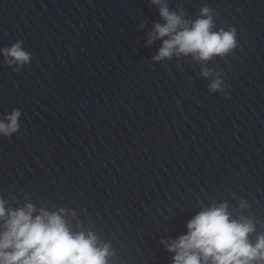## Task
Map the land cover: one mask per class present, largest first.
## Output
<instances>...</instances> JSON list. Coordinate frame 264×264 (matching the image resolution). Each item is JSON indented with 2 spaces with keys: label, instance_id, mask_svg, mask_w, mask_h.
I'll use <instances>...</instances> for the list:
<instances>
[{
  "label": "water",
  "instance_id": "95a60500",
  "mask_svg": "<svg viewBox=\"0 0 264 264\" xmlns=\"http://www.w3.org/2000/svg\"><path fill=\"white\" fill-rule=\"evenodd\" d=\"M161 3L189 21L208 7L237 47L155 60L153 0H0V50L30 53L18 70L0 53V117L21 112L0 136V200L63 209L108 264H173L162 241L221 203L264 233V0Z\"/></svg>",
  "mask_w": 264,
  "mask_h": 264
},
{
  "label": "clouds",
  "instance_id": "9594fccd",
  "mask_svg": "<svg viewBox=\"0 0 264 264\" xmlns=\"http://www.w3.org/2000/svg\"><path fill=\"white\" fill-rule=\"evenodd\" d=\"M153 3L159 5L164 21L155 24L149 40L162 41L155 60L190 54L194 59L207 61L237 47L234 27L212 30L208 7L201 8L200 15L189 21L170 12L161 0ZM0 53L17 70L30 61V53L19 42ZM220 87L219 79L210 84L213 91ZM20 117L18 109L0 117V136L11 138L17 133ZM186 229L176 239L162 241L166 250L174 253L173 264H264V233L256 235L253 242V222L245 217L234 218L225 203L203 208L187 221ZM111 255L109 244H101L92 231H74L64 218L63 209L37 211L31 203L11 209L0 200V264H108Z\"/></svg>",
  "mask_w": 264,
  "mask_h": 264
}]
</instances>
